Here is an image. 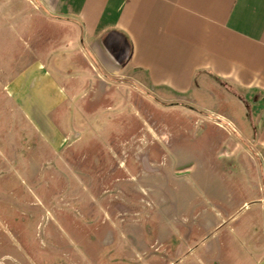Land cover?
I'll list each match as a JSON object with an SVG mask.
<instances>
[{
	"label": "rangeland",
	"instance_id": "374dc122",
	"mask_svg": "<svg viewBox=\"0 0 264 264\" xmlns=\"http://www.w3.org/2000/svg\"><path fill=\"white\" fill-rule=\"evenodd\" d=\"M1 17L0 264L259 259L247 251L258 252L246 230L251 222L243 220L247 212L213 231L211 215L230 212L207 200L215 176L242 189L235 207L248 198L240 176L227 174L235 162L218 158L223 131L167 109L131 78L105 77L94 68L29 73L38 64L24 62V31L7 29ZM204 96L208 106L240 122L225 96L221 104ZM237 163L249 166L246 158Z\"/></svg>",
	"mask_w": 264,
	"mask_h": 264
},
{
	"label": "crops",
	"instance_id": "0c3cea01",
	"mask_svg": "<svg viewBox=\"0 0 264 264\" xmlns=\"http://www.w3.org/2000/svg\"><path fill=\"white\" fill-rule=\"evenodd\" d=\"M0 16L7 29L24 31V62L38 64L24 73L94 68L131 78L167 109L223 131L218 158L235 162L227 174L240 176L248 198L235 207L242 189L217 175L206 186L207 200L230 212L205 216L215 218L216 231L247 212L243 220L251 222L246 230L258 252L247 251L258 253L254 264H264V0H3ZM204 95L220 104L225 96L240 122L208 106ZM243 158L248 167L238 165Z\"/></svg>",
	"mask_w": 264,
	"mask_h": 264
}]
</instances>
